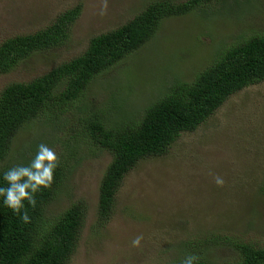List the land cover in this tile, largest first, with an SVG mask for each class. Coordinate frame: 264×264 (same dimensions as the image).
I'll return each mask as SVG.
<instances>
[{
  "label": "rangeland",
  "instance_id": "374dc122",
  "mask_svg": "<svg viewBox=\"0 0 264 264\" xmlns=\"http://www.w3.org/2000/svg\"><path fill=\"white\" fill-rule=\"evenodd\" d=\"M149 1L0 0V42L33 33L81 6L65 42L0 74V90L81 54L90 37L121 25ZM257 32H264V0H209L164 18L153 38L92 80L59 127L44 118L20 129L14 151L25 145L35 153L41 143L57 155L72 153L76 145L82 150L63 193L48 206L54 214L78 199L87 205L66 264H168L188 254L224 264L239 259V242L264 245V80L231 94L196 130L181 132L167 153L140 159L119 184L104 227L96 225L97 198L110 154L82 136L88 138L87 112L103 108L113 122L138 119L174 81L190 80L196 65ZM138 236L140 245L133 247Z\"/></svg>",
  "mask_w": 264,
  "mask_h": 264
},
{
  "label": "trees",
  "instance_id": "16d2710c",
  "mask_svg": "<svg viewBox=\"0 0 264 264\" xmlns=\"http://www.w3.org/2000/svg\"><path fill=\"white\" fill-rule=\"evenodd\" d=\"M208 1L151 0L121 25L90 37L81 54L29 80L3 86L0 90V171L26 164L35 154L34 147L24 150L25 145L13 150L14 137L20 129L32 120L44 118L59 127L65 122L63 116L85 94L92 80L153 38L161 20L187 14ZM80 7L76 4L33 33L2 40L0 74L21 66L36 52L62 45ZM206 63L201 67L196 65L198 68L190 80L174 81L164 94L143 109L138 119L122 117L113 122L103 108L87 112L84 122L88 138L82 134L84 141L110 154L98 186V227H104L110 219L117 188L140 159L167 153L181 132L196 130L231 94L264 80V32L224 45ZM75 147L72 153L64 150L57 155L53 183L36 194L35 208L25 202L30 216L28 223L0 203V264H66L73 254L85 222V201L78 199L54 214L48 206L63 193L68 172L83 160L81 148ZM260 191L264 194V186ZM236 248L239 259L224 264H264V245L239 242ZM196 256L199 257L197 264H214ZM180 260L168 264H179Z\"/></svg>",
  "mask_w": 264,
  "mask_h": 264
},
{
  "label": "clouds",
  "instance_id": "9594fccd",
  "mask_svg": "<svg viewBox=\"0 0 264 264\" xmlns=\"http://www.w3.org/2000/svg\"><path fill=\"white\" fill-rule=\"evenodd\" d=\"M58 167V156L48 145L41 143L35 154L24 164L13 165L0 171V203L12 210L24 223L30 221L25 202L35 208L36 194L51 187L54 180V171ZM217 183L222 181L217 180ZM142 237L132 240V246L138 247ZM199 257L193 254L186 255L179 264H197Z\"/></svg>",
  "mask_w": 264,
  "mask_h": 264
}]
</instances>
